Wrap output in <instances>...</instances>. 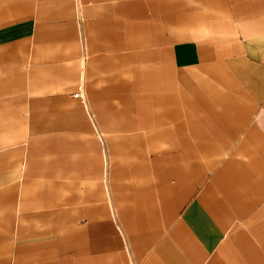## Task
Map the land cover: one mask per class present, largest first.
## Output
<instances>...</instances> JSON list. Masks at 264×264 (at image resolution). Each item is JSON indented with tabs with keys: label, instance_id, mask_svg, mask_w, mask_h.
Wrapping results in <instances>:
<instances>
[{
	"label": "crops",
	"instance_id": "crops-1",
	"mask_svg": "<svg viewBox=\"0 0 264 264\" xmlns=\"http://www.w3.org/2000/svg\"><path fill=\"white\" fill-rule=\"evenodd\" d=\"M0 264H264V0H0Z\"/></svg>",
	"mask_w": 264,
	"mask_h": 264
},
{
	"label": "built area",
	"instance_id": "built-area-1",
	"mask_svg": "<svg viewBox=\"0 0 264 264\" xmlns=\"http://www.w3.org/2000/svg\"><path fill=\"white\" fill-rule=\"evenodd\" d=\"M78 95H80V91L79 90L74 93V96H78Z\"/></svg>",
	"mask_w": 264,
	"mask_h": 264
}]
</instances>
